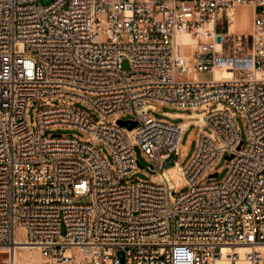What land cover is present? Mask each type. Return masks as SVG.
Instances as JSON below:
<instances>
[{
	"label": "built area",
	"instance_id": "built-area-1",
	"mask_svg": "<svg viewBox=\"0 0 264 264\" xmlns=\"http://www.w3.org/2000/svg\"><path fill=\"white\" fill-rule=\"evenodd\" d=\"M40 1L0 0L5 264L19 245L39 253L30 264H119L118 252L125 264H264V0ZM241 5L252 10L250 31L230 33ZM179 35L196 41L192 56ZM221 69L231 77L217 81ZM200 72L212 79H193ZM154 105L190 110L183 118L199 129L189 162H175L187 185L179 195L163 166L186 127L149 116ZM56 128L87 138L44 135ZM134 146L156 171L149 181L127 180L144 170ZM223 155L227 176L206 184ZM85 194L89 204L73 202Z\"/></svg>",
	"mask_w": 264,
	"mask_h": 264
},
{
	"label": "rangeland",
	"instance_id": "rangeland-1",
	"mask_svg": "<svg viewBox=\"0 0 264 264\" xmlns=\"http://www.w3.org/2000/svg\"><path fill=\"white\" fill-rule=\"evenodd\" d=\"M54 0H41L40 3L43 6H47L50 3H52ZM109 1V0H106ZM245 11V9H238L237 11L233 12L232 15L230 14V33H245L246 29L248 27V24H246L241 29L238 27L237 23V16L239 12ZM237 12V13H236ZM236 19V20H235ZM220 30H224L225 26L222 23L219 25ZM226 30V29H225ZM191 38V37H190ZM192 39V38H191ZM100 41H104L103 38H100ZM195 53L194 47L190 49L189 55L192 56ZM194 59H190L189 63L192 64ZM264 67V64H263ZM128 63L126 61H123L122 63V69L127 70ZM193 79L200 81V82H206L210 81L212 79V74L208 72H200L196 74ZM39 106V103L32 102V104L29 106L27 110V119L30 123H33L35 120V110ZM154 109H149L147 114L151 116L152 118L163 120L171 124H181L187 122L186 118L183 117H175L172 116L173 114H180V115H188L190 114V110L186 109H179L175 108L173 106H167V105H154ZM74 108L84 113L86 116H88L92 121H97L96 115H94L85 105L76 103L74 104ZM122 120H131L134 118V115L132 112L126 113L125 115L121 116ZM235 124L239 131L240 139L246 144V133H245V126L244 121L239 116H236ZM198 127L195 124H189L186 126L180 142L178 144V155L171 154L170 158H168L165 161V164L163 166V169L165 173L167 174L171 184L173 185L175 192L177 195L184 193L187 190V185L184 182L177 166L175 165V162L178 161L180 166H185L192 155L194 154L196 150V141H197V134H198ZM204 131H209L208 127L203 128ZM61 135V136H73L80 139H86L87 135L82 133L81 131H78L76 129H69V128H56V129H49L45 131V136L50 137L52 135ZM100 152L106 157L107 161L109 162L111 168L115 169V161L110 152L102 145L99 146ZM135 159L139 162L141 166L144 167L143 171L135 172L131 176L127 178V180H142V181H149L151 178H153L156 175V171L150 170L148 168L149 162L147 158L144 156L142 150L138 146H134L133 148ZM229 165L228 161L225 159V155H223L221 158H219L216 163L214 164L212 168V173H217V177H215L212 180H206V184L211 183H218L225 179L229 172ZM91 201V198L88 194L85 195H79L74 198L73 202L75 204L85 205L89 204ZM17 238L20 240H23L24 235L21 230L17 231ZM23 261H30V259H34L35 262L40 261V255L37 251L31 250L30 252L23 251L22 252ZM25 254V255H24ZM33 257V258H32ZM6 258V254L0 252V264H5L4 260ZM31 262V263H35ZM23 264H27L26 262Z\"/></svg>",
	"mask_w": 264,
	"mask_h": 264
},
{
	"label": "bare ground",
	"instance_id": "bare-ground-1",
	"mask_svg": "<svg viewBox=\"0 0 264 264\" xmlns=\"http://www.w3.org/2000/svg\"><path fill=\"white\" fill-rule=\"evenodd\" d=\"M243 8L248 9L250 14L248 15V13L246 11L239 12V14L237 16V23L236 24L238 25V27L240 29L242 27H244L246 24H248V27H247L246 32H245V33H248L250 31V28H251V13H252L251 8L249 6L241 5V6L236 7L230 14L232 15L233 12L237 11L238 9H243ZM248 19H249V22H248ZM177 41L180 44L188 45L190 49H192L193 47L195 48V45H196V41L194 39H191L190 36H187V35H179L177 37ZM230 77H231L230 73L224 69L216 70V72H215V78L217 81L222 80L224 78L227 79ZM181 127L184 128L185 124L181 125ZM31 250H32V248H29L25 245L16 246L15 251H14V257H13L15 264H23L25 262L27 264H30L31 262H35L34 259H32V260L30 259V261H28V262L27 261L24 262L22 259V256H23L22 252L23 251L30 252ZM33 251H36V250H33Z\"/></svg>",
	"mask_w": 264,
	"mask_h": 264
},
{
	"label": "water",
	"instance_id": "water-1",
	"mask_svg": "<svg viewBox=\"0 0 264 264\" xmlns=\"http://www.w3.org/2000/svg\"><path fill=\"white\" fill-rule=\"evenodd\" d=\"M217 41L219 42L220 41V38L219 37H217ZM127 124H129L130 126H129V129H132V128H134L135 126H136V122H134V121H118V125H120V126H125V125H127ZM242 145V143H240V146ZM240 148V147H239ZM226 159H231V157H225ZM213 177L215 178V177H217V173H215L214 175H213ZM117 256H118V259H119V264H125V259H124V254H123V252H118L117 253Z\"/></svg>",
	"mask_w": 264,
	"mask_h": 264
},
{
	"label": "crops",
	"instance_id": "crops-1",
	"mask_svg": "<svg viewBox=\"0 0 264 264\" xmlns=\"http://www.w3.org/2000/svg\"><path fill=\"white\" fill-rule=\"evenodd\" d=\"M245 11L248 13V15L250 14L249 10L248 9H245ZM248 22H249V19H248ZM173 116L175 117H185L186 115H180V114H173ZM182 125L185 124V127L189 124H195V121H187L185 123H181ZM184 127V128H185Z\"/></svg>",
	"mask_w": 264,
	"mask_h": 264
}]
</instances>
